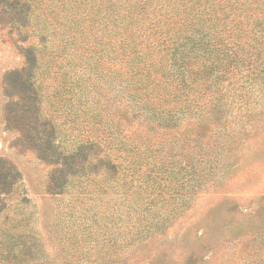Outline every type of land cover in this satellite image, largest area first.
Returning a JSON list of instances; mask_svg holds the SVG:
<instances>
[{"label":"rangeland","instance_id":"rangeland-1","mask_svg":"<svg viewBox=\"0 0 264 264\" xmlns=\"http://www.w3.org/2000/svg\"><path fill=\"white\" fill-rule=\"evenodd\" d=\"M38 1L36 13L49 9L59 13V23H50L57 42H48L51 47L42 52L56 73L43 80L45 114L64 143L91 137L106 140L96 149L105 153L102 159L108 155L117 166L112 172L74 179L63 190L53 183L52 174L61 167L40 158L39 149L18 125L20 114L11 111L15 105L7 107L10 100L20 101L16 90L10 89L14 94L9 97L7 76L28 66L25 49L39 46V36L34 26L20 27L17 13H4L0 2V158L15 166L23 188L5 200L9 211L0 212V229L8 226L7 215L20 223L31 214L36 241L34 259L15 263L0 254V264H264V84L251 78L258 71L243 65L232 68L230 80L224 81L226 113L217 115L205 131L204 149L195 152L202 157L199 165L192 170L188 160L178 161L179 146L171 152L175 168L186 166L198 176L186 186L184 198H179L176 179L168 178L161 181L158 196L157 186L145 180L154 171L140 161L134 166L128 162L111 135V128L131 135L144 127L143 116L139 126L128 127L130 122L115 114L122 107L116 108L114 98L119 79L114 53L110 45L103 57L106 62L97 58L103 35L98 21L92 22L101 0ZM102 1L108 7L112 0ZM80 24L82 28L76 29ZM80 57L91 59L90 67L89 61H81L82 69L89 71L88 81L87 74L75 76L83 91L71 85L72 63L66 61ZM233 91L239 94L235 101L228 97ZM19 196L26 202L20 203Z\"/></svg>","mask_w":264,"mask_h":264},{"label":"trees","instance_id":"trees-1","mask_svg":"<svg viewBox=\"0 0 264 264\" xmlns=\"http://www.w3.org/2000/svg\"><path fill=\"white\" fill-rule=\"evenodd\" d=\"M112 1L105 7L101 0L96 9L97 18L92 20L98 21L97 27L103 35L99 44L102 54L97 58L105 63V50L112 46L119 77L115 86L118 95L114 98L116 108L121 106L123 112L115 114L120 115L119 120L130 122L128 127L139 126L138 118L143 116L144 128L143 132L133 130L131 135L111 128V135L118 140V149L127 153L128 162L134 166L140 161L154 171L153 175L145 176V180L151 179V183L157 186L158 196H162L161 181L168 178L176 179L174 184L178 183L181 188L179 198H184L186 186L191 185L193 177L198 174L189 172L186 166L174 167L175 159L171 154L174 147L180 148L177 149L180 153H176L178 161L180 158L188 160L192 170L194 165H199L202 157L195 152L204 149L203 141L208 133L205 131L210 129L209 124L217 115L226 113L227 102L222 104L226 97L224 81L230 80L232 68L243 65L248 70H257L258 74L252 71L251 78L264 84V0ZM0 2L5 6L4 13H17L20 27L34 26V32L39 36V46L31 45L25 49L28 66L21 73L17 71L7 76L9 97L14 94L12 89L19 93L17 97L20 99L18 102L10 100L7 107L15 105L11 111L20 114V117L16 115L18 125L29 134L27 141L39 149L40 158L54 167H61L53 172V183L55 181L54 184L63 190L74 179L97 175L107 169L108 172L115 171L117 165L111 163L110 156L104 155L108 157L105 161L101 158L102 150L96 149L104 146L106 140H96L97 143L89 135L91 138L74 141L71 145L64 143L58 140L56 124L43 109L46 94L43 80L48 78L47 75L56 76V73L49 69L51 61H44L42 52L51 47L48 42H57L50 23H59V13L53 9H49V13L48 10L36 13L38 0ZM63 11L66 14V10ZM71 15L74 13L68 14ZM80 28L81 24L76 27ZM73 48L80 47L73 45ZM83 60L91 59L66 60L72 63L74 80L71 85L75 83L79 91L85 89L75 76L89 72L82 69ZM90 62L87 67L91 66ZM101 73L105 74L103 70ZM88 85L91 84L88 82ZM70 93L77 95V92ZM238 96L233 91L228 97L235 101ZM133 153L141 158L130 157ZM169 187L175 190L173 184ZM21 189L18 170L0 158V212L8 213L5 200L20 194ZM19 201L26 202L20 196ZM30 216L26 215L18 223L7 215L5 224L8 226L0 229V254L11 262L25 263L35 257L33 244L36 241L29 225Z\"/></svg>","mask_w":264,"mask_h":264}]
</instances>
